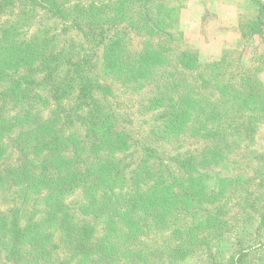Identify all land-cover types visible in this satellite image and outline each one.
Listing matches in <instances>:
<instances>
[{
	"label": "trees",
	"instance_id": "trees-1",
	"mask_svg": "<svg viewBox=\"0 0 264 264\" xmlns=\"http://www.w3.org/2000/svg\"><path fill=\"white\" fill-rule=\"evenodd\" d=\"M182 1L0 0V264H264V1L206 63Z\"/></svg>",
	"mask_w": 264,
	"mask_h": 264
},
{
	"label": "rangeland",
	"instance_id": "rangeland-1",
	"mask_svg": "<svg viewBox=\"0 0 264 264\" xmlns=\"http://www.w3.org/2000/svg\"><path fill=\"white\" fill-rule=\"evenodd\" d=\"M264 1V0H260ZM179 10L178 29L183 35V43L195 50L201 63L218 60L223 54L236 50L243 40L240 30H251L248 22L257 15V5L253 0H183ZM235 33H239L235 37ZM263 36L252 38L249 46L243 48V57L253 60V54H260L264 48ZM242 45L240 46V49ZM264 82V72L260 74ZM264 148V130L258 134L253 150Z\"/></svg>",
	"mask_w": 264,
	"mask_h": 264
},
{
	"label": "crops",
	"instance_id": "crops-1",
	"mask_svg": "<svg viewBox=\"0 0 264 264\" xmlns=\"http://www.w3.org/2000/svg\"><path fill=\"white\" fill-rule=\"evenodd\" d=\"M240 33V32H239ZM239 33H235L234 35H235V37H238L239 36Z\"/></svg>",
	"mask_w": 264,
	"mask_h": 264
}]
</instances>
